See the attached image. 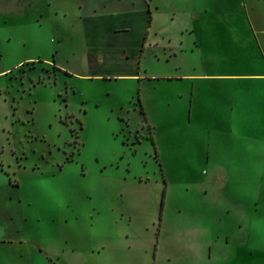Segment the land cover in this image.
Returning a JSON list of instances; mask_svg holds the SVG:
<instances>
[{
  "label": "rangeland",
  "instance_id": "374dc122",
  "mask_svg": "<svg viewBox=\"0 0 264 264\" xmlns=\"http://www.w3.org/2000/svg\"><path fill=\"white\" fill-rule=\"evenodd\" d=\"M151 2L0 0V264H264L257 128L175 77L243 33L156 0L141 52Z\"/></svg>",
  "mask_w": 264,
  "mask_h": 264
},
{
  "label": "crops",
  "instance_id": "0c3cea01",
  "mask_svg": "<svg viewBox=\"0 0 264 264\" xmlns=\"http://www.w3.org/2000/svg\"><path fill=\"white\" fill-rule=\"evenodd\" d=\"M150 1L152 2L148 3V8H150L151 22L147 18L146 27V30H149L148 36L152 31V25L158 21L156 11L160 7L156 0ZM188 4L192 8L194 23L191 27L184 24L180 29L181 32L199 30L229 34L230 30H235L243 33V39H239L236 34L233 40L226 38L225 45L231 51L229 56L223 49L220 54V58L225 56V59L229 58V60L235 57V61L240 64L242 69L241 72L180 73L175 74V77L188 80L195 78L203 80L207 77L214 81L215 85L218 84L220 88L217 87L224 91L231 109L238 112L236 117L238 122L245 127L257 128L258 149L264 160V0H188ZM208 40L210 53L208 62L211 68L216 61L214 57L219 58V56L214 50L216 41H213L209 36ZM224 42L221 41V43ZM213 54L214 56H212ZM244 67L249 68L250 72L244 71ZM175 77L167 75V79ZM231 95H235V101ZM194 101L193 97L192 102ZM249 102L256 103V110L252 108L251 114L249 113L251 110ZM247 113L249 114L247 115ZM262 168L264 171V165Z\"/></svg>",
  "mask_w": 264,
  "mask_h": 264
},
{
  "label": "trees",
  "instance_id": "16d2710c",
  "mask_svg": "<svg viewBox=\"0 0 264 264\" xmlns=\"http://www.w3.org/2000/svg\"><path fill=\"white\" fill-rule=\"evenodd\" d=\"M148 21L151 22V16L148 17ZM148 32L149 31H146L145 36H144V39L142 41L141 52H143L144 49H145V42H146V39H147V36H148ZM139 101L141 103V98L140 97H139ZM141 106H142V110H144V106L142 104H141Z\"/></svg>",
  "mask_w": 264,
  "mask_h": 264
}]
</instances>
